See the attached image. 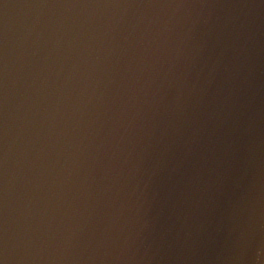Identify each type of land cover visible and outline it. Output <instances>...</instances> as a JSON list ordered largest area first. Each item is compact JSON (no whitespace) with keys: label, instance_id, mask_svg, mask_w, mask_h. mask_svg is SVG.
Here are the masks:
<instances>
[{"label":"water","instance_id":"95a60500","mask_svg":"<svg viewBox=\"0 0 264 264\" xmlns=\"http://www.w3.org/2000/svg\"><path fill=\"white\" fill-rule=\"evenodd\" d=\"M4 264H264V0H0Z\"/></svg>","mask_w":264,"mask_h":264},{"label":"snow or ice","instance_id":"6c2138e0","mask_svg":"<svg viewBox=\"0 0 264 264\" xmlns=\"http://www.w3.org/2000/svg\"><path fill=\"white\" fill-rule=\"evenodd\" d=\"M0 264H4V261L3 260H0Z\"/></svg>","mask_w":264,"mask_h":264}]
</instances>
